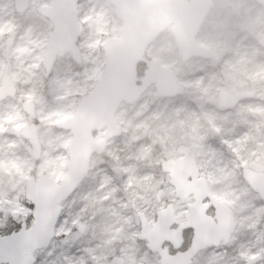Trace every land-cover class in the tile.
Segmentation results:
<instances>
[{
  "label": "rangeland",
  "instance_id": "1",
  "mask_svg": "<svg viewBox=\"0 0 264 264\" xmlns=\"http://www.w3.org/2000/svg\"><path fill=\"white\" fill-rule=\"evenodd\" d=\"M93 1L84 0L79 6L85 25L78 42L82 62L75 65L65 55L46 77L41 61L49 23H40L43 31L38 33L21 29L13 0H0V80L9 74L17 89L14 98L0 102V236L17 231L22 223L28 227L32 223L33 209L24 198L29 177L45 175L59 182L66 175L71 133L55 125L72 116L102 76L101 43L118 24L110 6ZM213 1L209 18L214 20L208 22L206 36L207 43L222 52L220 65L181 63L170 29L152 43L146 59L173 69L184 94L157 99L151 87L134 105L119 107L115 120L122 134L108 142L102 156H93L84 186L63 202L54 239L48 248L35 252V264H109L120 257L125 264H159L138 240L137 213L154 220L157 187L164 182L159 161L173 156L182 144L190 148L201 176L219 197L247 199L238 208L233 202L239 251L217 253L209 260L198 258L193 264H244L258 253L264 255V242L253 239L251 233L255 215L261 217L259 211L250 210L253 194L245 184L236 187L237 169L255 167L245 159L255 155L256 148L249 147L245 153L246 143L257 142L259 149L264 146V134L257 136L258 131L251 129L255 118L240 111L224 114L212 107L223 86L264 89V50L258 44L264 36V9L248 0ZM49 3L30 0L23 19L35 20L36 8ZM24 101L34 104L35 118L22 108ZM30 125L36 126L41 144L38 158L30 141L20 135ZM103 133L104 129L100 137ZM96 189L105 193L98 194ZM258 264H264V258Z\"/></svg>",
  "mask_w": 264,
  "mask_h": 264
},
{
  "label": "water",
  "instance_id": "2",
  "mask_svg": "<svg viewBox=\"0 0 264 264\" xmlns=\"http://www.w3.org/2000/svg\"><path fill=\"white\" fill-rule=\"evenodd\" d=\"M264 8V0H249ZM16 13H25L29 0H13ZM79 0H52L47 5L36 8L37 13L47 19L52 29L48 34L42 66L45 76H49L57 58L69 54L76 63L81 62L77 45L83 25L79 20ZM114 8V16L121 22L117 37H108L103 44L105 57L104 71L92 90L81 100L72 116L59 121L55 126L71 133L68 150L67 173L60 182L49 176L29 177L25 183V199L32 206V223L28 227L22 223L17 231L0 236V264H35L34 254L47 248L55 235V228L61 213V204L70 197L84 180L94 155H102L107 143L121 135V127L115 122V113L122 103L133 105L153 86L155 98H175L184 92L171 68L157 60L147 62L145 53L156 37L167 28L175 40L177 52L186 62L191 58L218 60L219 55L212 49L199 45L196 34L205 17L213 7L211 0H109ZM259 43L264 48V39ZM144 64L142 76L138 66ZM17 89L9 74H4L0 82V101L14 98ZM253 96V92L231 94L221 88L217 105L230 108L238 101ZM22 108L35 118V107L24 101ZM104 129L103 137L100 131ZM20 135L27 138L39 157L41 144L37 128L25 127ZM182 156L161 163L162 172L169 175V184L174 187L177 197L184 199L194 194L196 204L186 213L185 228H193L194 241L190 248L177 254H170L167 245L180 247L179 234L174 235L172 205L157 213L154 223H150L143 213H139L140 233L138 240L146 242L150 252L159 256L160 264H191L200 251L217 246L223 239L226 244L234 229L231 209L215 200L208 192L204 177L200 176L196 161L190 157V149L180 146ZM243 178L249 187L264 200V173L250 169L243 170ZM208 199L216 209L217 225L213 219L196 218L204 215L208 205L201 208ZM116 258L111 264H123ZM142 264V263H139Z\"/></svg>",
  "mask_w": 264,
  "mask_h": 264
},
{
  "label": "flooded vegetation",
  "instance_id": "3",
  "mask_svg": "<svg viewBox=\"0 0 264 264\" xmlns=\"http://www.w3.org/2000/svg\"><path fill=\"white\" fill-rule=\"evenodd\" d=\"M207 24H208V22L206 20V22H204V24L202 25V27L198 31V34L196 36L197 42L202 46H206V47H210V48L214 49L217 53H219L220 59L217 62L206 61V60H201V59H192V60H190L189 63L201 61V62L209 63L210 65H212L214 67H217L220 65V62L223 60L224 57L222 55V52H220V50H218V48L215 45H213V44L209 45L207 43V36H206L208 34L207 33L208 32L207 31ZM223 87L226 90H228L231 94H234L237 92H253V96L249 97V98H244V99L238 101L236 104H234L230 108H218L217 107V99H216L215 102L213 103L212 107L214 109L217 108L219 110V112L224 113V114H229V113L240 111L241 113L245 114L244 115L245 117L251 116L252 118H255L256 119L255 120V126L250 125L251 129H253L255 131V132L253 131L254 133H256L258 131L257 136H258V134H264V89H261L260 86L255 87L253 85H243L241 87H237L236 89H232V90L228 89L226 86H223ZM256 143H253V142H250L248 144L246 143V146L244 147L245 153L249 152V150L251 149L249 147L254 146L256 148V154L253 155L251 158L247 157V159H245V161H248V163L254 164L255 167L251 168V167L243 166V167H240L239 169H237V173H238L240 181L238 182L239 184H237L236 187H239V189H241V185L245 184V185H247V188L250 190V192L253 194L254 199L250 203V204H252L250 210L253 213H258V211H259L261 217L258 218V216L255 215L256 221L253 220V223L255 225L251 229V233H253V235H254L253 239L256 238V241L261 240L264 242V200L260 197L259 194L251 191L248 184L246 183V181L243 178V170L244 169H250V170L258 172V173H264V146H261L258 149V145H256ZM182 145H184V144H182ZM184 146H186V145H184ZM186 147L189 148L188 146H186ZM178 148H179V146L177 147L176 151H174L173 156H169V157L162 156V158L159 161V165H158V170L160 173L159 176L164 180V182L158 184L157 191H156L157 199H159L158 200L159 206H158L157 210L155 211L153 221H150L146 216V218L148 219V221H150V223H154L156 218H157V213L164 211L168 205H172L173 225L171 227V230H173L175 236H178V234H179V240H180V247L177 249H174L173 245H169V244L167 245L169 252L172 255L177 254V253H183V252L187 251L190 248V246L192 245V242L194 241V237H195V231L193 228L183 229V227L186 226V224L188 222V218L186 216V213L189 211L190 208H193L196 204L194 194H190L184 199L177 197V194L175 192L174 187H172L169 184V175L162 172V170H161V163L163 161H172V160L179 159L181 157V154L179 153ZM190 157H192L191 150H190ZM83 183H84V181L80 185V188L84 186ZM206 183H207L209 194L215 200L226 204L231 209L233 220H234V229H233L232 233L229 235V240L226 244H224L223 239H221L217 246L208 247V248H205L203 250H200L195 255V257L192 259L191 264H193V262L198 258H201L203 260H206V259L209 260V259H211V257L214 254H217V253L232 252V250H235L237 253L239 251L238 250L239 240L237 239V236L235 235L236 230H237L236 212L235 211H236V208H238L239 206L242 207L243 205H245L247 203V199L246 198L243 199L242 197H240V198L238 197V200H237L236 198L231 197V200L229 199L228 201H225L216 194L214 189H212L209 186L207 180H206ZM224 188H225V186H224ZM221 192H223V191H221ZM233 202L237 203L236 208L233 206ZM204 205H208V207L206 208V210L204 212V215H201V214H198L197 216L193 215L192 220H194L196 218H204V219L209 218V219H213L214 225H217L218 220L216 218L217 217L216 216V209L212 206L211 201L208 199H205L201 204V208H203ZM137 217H138V213H137ZM138 220H139V217H138ZM252 251H254V249ZM150 253L155 255L159 259V256L156 253H152V252H150ZM263 258H264V255H261L258 253L255 256H252L251 258L247 259L244 264H258L259 261H263ZM159 261H160V259H159Z\"/></svg>",
  "mask_w": 264,
  "mask_h": 264
},
{
  "label": "trees",
  "instance_id": "4",
  "mask_svg": "<svg viewBox=\"0 0 264 264\" xmlns=\"http://www.w3.org/2000/svg\"><path fill=\"white\" fill-rule=\"evenodd\" d=\"M81 15H83V12L80 10V16ZM16 16L19 19H22L20 21L21 22V27H20L21 29H26V30L29 29L33 33H38L39 31H43V27L41 24H43V22H46V21L43 18H41L40 16H37V14H36V19L35 20L33 19V21H30L28 18L23 19V17H24L23 15H16ZM50 29H51V26L48 24L46 29H45V32H48ZM94 182H96V180H94ZM28 206L31 207L29 204H28Z\"/></svg>",
  "mask_w": 264,
  "mask_h": 264
}]
</instances>
